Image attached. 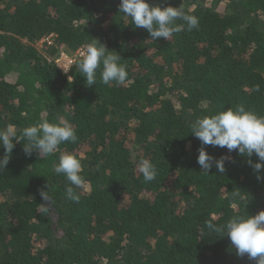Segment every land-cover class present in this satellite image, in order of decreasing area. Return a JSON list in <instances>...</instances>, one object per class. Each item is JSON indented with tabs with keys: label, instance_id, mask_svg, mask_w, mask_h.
<instances>
[{
	"label": "trees",
	"instance_id": "1",
	"mask_svg": "<svg viewBox=\"0 0 264 264\" xmlns=\"http://www.w3.org/2000/svg\"><path fill=\"white\" fill-rule=\"evenodd\" d=\"M148 2L180 6L198 27L154 41L120 0H0V128L19 136L67 119L78 137L46 158L14 141L0 171V264H255L206 223L264 210V169L257 180L248 157L203 145L225 172L202 171L190 125L237 104L264 115V0ZM94 38L121 56L123 84H103L98 70L87 86L78 59L67 74L54 63ZM64 152L81 160L78 203L53 172ZM142 158L156 166L151 182Z\"/></svg>",
	"mask_w": 264,
	"mask_h": 264
},
{
	"label": "clouds",
	"instance_id": "2",
	"mask_svg": "<svg viewBox=\"0 0 264 264\" xmlns=\"http://www.w3.org/2000/svg\"><path fill=\"white\" fill-rule=\"evenodd\" d=\"M119 12L128 17L135 27L146 29L154 41L160 38L169 40L174 34L184 30L191 31L199 24L198 17L187 13L180 6H162L161 3L150 5L148 0H120ZM121 61L122 58L116 51H109L103 43L94 38L83 46L76 66L85 77L87 86L96 84L98 70L103 84H123L127 80L128 72L126 65ZM70 67L71 65L67 71ZM190 127V132L202 145L197 156V163L202 171L209 173L214 163L219 173L225 172V158H214L203 147L213 145L226 148L229 152L237 151L239 155L248 157L246 162L256 172L257 180L262 178L260 172L264 169V115L257 114L243 104H237L198 117ZM77 139L76 130L67 119H59L56 122L41 120L39 123L25 126L19 136L14 125H6L0 128V147L4 149L3 155H0V171L9 163L15 146L14 141H26L23 143L26 155L31 156L33 150H37L40 157L46 158L62 143H75ZM253 154L258 158L256 161L251 160ZM81 171V160L70 152L61 153L53 165V172L62 174L68 182L65 189L66 198L77 203L80 195L75 189L85 182ZM139 172L145 182H151L157 176L156 166L147 158L139 161ZM239 195V192L233 191L226 193L225 198L235 201ZM41 197L43 201L49 200L46 191H41ZM42 210L47 211V208ZM206 226L220 237L227 234L237 256L247 255L255 264H264V210L255 215H234L219 225L207 222Z\"/></svg>",
	"mask_w": 264,
	"mask_h": 264
},
{
	"label": "built area",
	"instance_id": "3",
	"mask_svg": "<svg viewBox=\"0 0 264 264\" xmlns=\"http://www.w3.org/2000/svg\"><path fill=\"white\" fill-rule=\"evenodd\" d=\"M40 41L47 42L48 44L52 43L51 36H48ZM82 50H83V46L77 48L73 54H67L66 52L60 51L58 55L54 58V63L62 73L67 74L71 68L70 67L69 70L67 71L68 67L70 65L72 66L75 63V61L79 58ZM63 69L67 72H65Z\"/></svg>",
	"mask_w": 264,
	"mask_h": 264
},
{
	"label": "rangeland",
	"instance_id": "4",
	"mask_svg": "<svg viewBox=\"0 0 264 264\" xmlns=\"http://www.w3.org/2000/svg\"><path fill=\"white\" fill-rule=\"evenodd\" d=\"M42 43H43V42L38 41V42L36 43L37 47L41 48V47H42ZM134 155H135V151H132V152H131V158H133Z\"/></svg>",
	"mask_w": 264,
	"mask_h": 264
}]
</instances>
